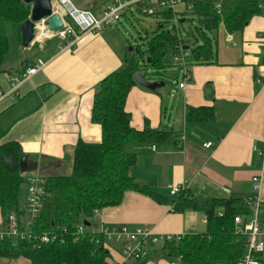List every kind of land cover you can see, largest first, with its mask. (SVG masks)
I'll return each instance as SVG.
<instances>
[{"label": "crops", "instance_id": "0c3cea01", "mask_svg": "<svg viewBox=\"0 0 264 264\" xmlns=\"http://www.w3.org/2000/svg\"><path fill=\"white\" fill-rule=\"evenodd\" d=\"M73 1L77 8L96 16L113 2ZM133 10L139 11L136 6L128 11L133 14ZM13 33L16 65L15 68L7 65L13 56L10 49L11 57L0 76V88H10L9 78L19 75L25 62L34 65L42 60L46 66L22 83L14 100L0 102V113L43 86L52 85L58 90L38 110L18 121L0 144L20 145L26 157L23 165L26 179L39 173H57L68 161L72 164L80 140L102 141L101 126L92 122L94 96L101 81L118 71L130 54L126 50L127 40L118 28H105L100 33L84 35L70 47L57 39L39 36L30 48L21 49L17 25ZM216 50L217 65L193 66L188 57L191 81L184 89L179 88L184 82L183 73L174 90H169L164 80L165 86L156 91L138 84L132 89L126 103L132 127L143 131L149 126L178 136L176 144L127 146L126 151L137 158L132 176L138 183L168 197L176 186L188 188L204 199L257 196L264 214V178L260 190L256 192L254 188V178L264 171V84L257 82L259 68L264 65V17L255 16L242 33L231 35L221 27ZM178 95L180 100L176 98ZM190 107L213 108L214 123L188 122L186 114ZM208 142H213L215 148L206 149L204 144ZM42 158L56 162L43 171L38 167ZM26 196L27 184L23 201ZM205 218L194 211L175 214L170 206L127 192L120 206L98 213L93 227L95 231L120 226L131 230L147 228L157 235L185 236L204 233ZM3 225L0 213V227ZM112 257L120 260L117 253H112ZM152 259L147 264H168ZM24 261L0 259V264H27Z\"/></svg>", "mask_w": 264, "mask_h": 264}, {"label": "trees", "instance_id": "16d2710c", "mask_svg": "<svg viewBox=\"0 0 264 264\" xmlns=\"http://www.w3.org/2000/svg\"><path fill=\"white\" fill-rule=\"evenodd\" d=\"M184 2L193 8L181 13L160 11L155 14L159 29L150 38H143L136 50L133 49L135 51L123 59L122 67L101 81L94 96L92 122L101 126L102 141L86 143L80 140L74 150L71 174L53 173L47 176L44 207L33 223L31 234L52 233L57 240L43 244L6 239L0 242V259H23L30 264H117L100 230H86L82 235H77L76 230L80 225L86 228L94 225L100 211L120 206L127 192H135L159 205L170 206L175 214L188 211L202 213L207 223L204 233L187 234L178 242L165 243L160 249H155L151 257L132 264H147L159 251L181 264H242L249 239L237 232L235 217L242 216L245 221L251 217L253 212L248 200L253 196L204 199L188 188L175 196L162 195L136 181L132 169L137 164V158L126 151L129 145L176 144L178 137L172 131L153 130L149 126L143 131L132 127V116L126 111V103L137 85L135 77L143 74L148 80H164V71L169 66L165 62L167 53L170 51L175 57L181 54V49L193 66L217 65L216 45L220 28L224 27L231 35L242 33L255 16L261 15L256 0ZM218 5L221 7L218 8ZM30 12L31 6L23 0H0V19L17 25L20 31ZM138 13L142 15L140 11ZM172 22V29L167 30ZM186 22L198 23L196 33L182 32ZM10 49V40L0 35V76L5 72ZM32 66L25 62L20 73ZM57 90L52 85L43 86L0 113V140L18 121L38 110ZM186 120L197 124L214 123V110L190 107ZM23 156L18 143L0 144V213L4 225L12 213L20 216L25 213L21 194L27 184L22 175ZM55 162L42 158L38 167L48 171L51 163ZM261 263L264 264V255Z\"/></svg>", "mask_w": 264, "mask_h": 264}, {"label": "built area", "instance_id": "2783aa9c", "mask_svg": "<svg viewBox=\"0 0 264 264\" xmlns=\"http://www.w3.org/2000/svg\"><path fill=\"white\" fill-rule=\"evenodd\" d=\"M264 17V0H256ZM53 6V14L60 15L63 28L56 34H50L48 39H57L60 43L67 47L80 40L86 34H97L105 28L118 23L124 17L127 11L136 6L141 14L154 16L160 11L177 12L178 7L185 6L191 10L193 6L187 5L184 0H113L100 16H96L90 11L77 8L71 0H51ZM153 3V4H151ZM221 5H218L220 8ZM44 26V21L40 24ZM36 28V29H37ZM173 65H176L184 74V82L179 85L180 89H184L186 84L191 81L188 75L187 59L182 53L173 58ZM46 66V62L39 60L32 67L23 73L9 78L10 88L5 90L0 88V102L6 99L14 100L18 89L23 82L30 80L40 70ZM258 83L264 84V65L259 68ZM206 149L215 148L213 142L204 144ZM155 149V147H154ZM264 156V152L262 153ZM264 171L260 177L254 178V188L258 192L261 187ZM27 196L25 199L24 215L20 216L12 213L6 225H3L0 231V242L6 239L18 241H38L47 244L57 240L56 235L44 233L43 235L34 236L31 234L34 221L40 215L45 202V186L46 179L36 174L26 179ZM186 189L182 186L174 187L170 194L177 195L181 190ZM248 202L252 208V215L246 221L242 216L235 217V226L238 233L248 236L249 242L246 253L243 257L242 264H262L261 257L264 255V242L261 241L262 229L264 228L263 208L257 196L250 197ZM207 223V218L204 219ZM30 229V231H29ZM84 225L77 226L76 234H84L86 232ZM105 239L111 253H117L119 259L117 264H132L137 261L146 259L152 255V248L156 245H163L172 241H179L183 236L173 235H157L153 230L147 228H137L131 230L126 226L120 227H103L100 230ZM118 247L119 249H116ZM171 264H177L172 262Z\"/></svg>", "mask_w": 264, "mask_h": 264}, {"label": "rangeland", "instance_id": "374dc122", "mask_svg": "<svg viewBox=\"0 0 264 264\" xmlns=\"http://www.w3.org/2000/svg\"><path fill=\"white\" fill-rule=\"evenodd\" d=\"M84 1V0H83ZM86 2H89L91 0H85ZM73 2H75V4H77L76 0H74ZM90 4V3H89ZM153 4V3H151ZM186 9L185 6H180L177 9L178 13L183 12ZM158 19L154 18V16H147L145 14L140 15L137 11L133 10V14L130 13V11H127L126 15L124 17H122V19L116 23L113 24L110 27L107 28H118L124 38L127 40L126 42V50L128 51V53H132L136 50V47L141 44V42L143 41V38H145L146 36L148 38H150L153 33L155 31H157V29H159V25H158ZM174 23L172 22L171 24H169L167 26V30H171L172 29V25ZM198 25L197 22H186L184 25V29H183V33H186V30L191 33V32H195V27ZM13 29H14V25L11 23L6 22L3 19H0V35L5 36L6 38H8L10 40L11 43V51H12V58L10 60H8L7 65L10 66V64L12 65L13 68H15V60H14V53H16V44L15 41L12 37L13 33ZM40 32V30L38 31ZM212 36V35H210ZM135 49L134 51H131L130 49ZM22 49V46H21ZM11 57V54H9V57ZM173 54L169 51L166 55L165 58V62L168 63V67H166L165 71H164V81L167 84V88L169 90H174L176 87V83L178 81L181 80V76H182V70H180L176 65H172L173 63ZM18 65V64H17ZM176 98H179L180 100V96H176ZM177 115H175L176 117ZM72 170V164L71 161H68L67 164L60 169L57 173V175H69L71 174ZM26 172L23 170L22 171V175L25 176ZM36 174H34L33 176H35ZM39 176L43 179H47L46 174L43 173H39ZM26 192V187L24 186V188L22 189V196L25 195ZM23 205H25V201L23 202ZM263 219H264V214H263ZM97 229V228H96ZM2 230V228L0 227V231ZM87 231H93L95 230V228L92 226L87 227L86 229ZM262 237H261V241L264 242V228L262 229ZM161 245H156L155 247L152 248L151 253H153V251H155V249H160ZM116 249H119L118 247H115ZM154 255V254H152ZM151 255V256H152ZM152 260H157V261H163L166 262L168 264H171L172 262H175L177 264H181L178 260L172 259L169 256H166L164 254H162L161 251L158 252V254L153 257ZM27 264H29V262L24 261ZM7 264V263H6Z\"/></svg>", "mask_w": 264, "mask_h": 264}, {"label": "water", "instance_id": "95a60500", "mask_svg": "<svg viewBox=\"0 0 264 264\" xmlns=\"http://www.w3.org/2000/svg\"><path fill=\"white\" fill-rule=\"evenodd\" d=\"M27 5L31 6L30 17L27 21L21 24V45L23 48L28 49L34 43L37 33V24L44 21V26L50 34H56L63 28V22L58 14H53V6L51 0H23ZM133 51V49H130ZM187 50V49H185ZM150 62V59H148ZM135 82L151 91H156L165 86L162 81H150L143 74H138L135 77ZM26 157L23 156L22 163ZM86 226L90 224L84 223Z\"/></svg>", "mask_w": 264, "mask_h": 264}, {"label": "bare ground", "instance_id": "6f19581e", "mask_svg": "<svg viewBox=\"0 0 264 264\" xmlns=\"http://www.w3.org/2000/svg\"><path fill=\"white\" fill-rule=\"evenodd\" d=\"M42 25H39L38 28H37V33H36V39L37 37L41 36V37H46L49 35V33L45 30V28H43ZM40 30V32H38ZM39 33V34H38ZM35 39V41H36Z\"/></svg>", "mask_w": 264, "mask_h": 264}]
</instances>
